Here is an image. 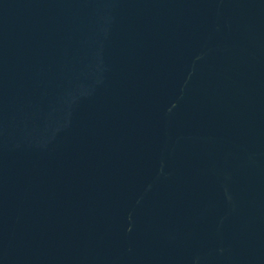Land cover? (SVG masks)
Instances as JSON below:
<instances>
[{
    "label": "water",
    "instance_id": "water-1",
    "mask_svg": "<svg viewBox=\"0 0 264 264\" xmlns=\"http://www.w3.org/2000/svg\"><path fill=\"white\" fill-rule=\"evenodd\" d=\"M0 264H264V0H0Z\"/></svg>",
    "mask_w": 264,
    "mask_h": 264
}]
</instances>
